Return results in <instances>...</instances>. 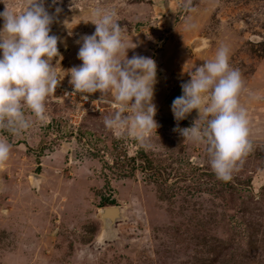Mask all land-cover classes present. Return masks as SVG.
<instances>
[{"label": "rangeland", "instance_id": "obj_1", "mask_svg": "<svg viewBox=\"0 0 264 264\" xmlns=\"http://www.w3.org/2000/svg\"><path fill=\"white\" fill-rule=\"evenodd\" d=\"M24 2L0 0V11ZM49 4V13L61 9L50 26L61 38L51 60L58 84L71 86L65 53L95 30L90 9L114 8L135 45L127 56L156 62L159 127L142 147L104 127L113 109L72 118L57 85L43 120L19 135L0 130L11 144L0 162V264H264V0ZM221 45L241 76L252 144L228 181L216 177L204 145L173 130L200 122L197 111L177 122L170 110L188 73Z\"/></svg>", "mask_w": 264, "mask_h": 264}, {"label": "clouds", "instance_id": "obj_2", "mask_svg": "<svg viewBox=\"0 0 264 264\" xmlns=\"http://www.w3.org/2000/svg\"><path fill=\"white\" fill-rule=\"evenodd\" d=\"M46 0H25L20 11H0V130L19 135L31 127L33 118L44 119L46 100L53 95L58 73L51 64L58 56L60 37L50 34L51 25L61 11L52 13ZM59 0H50L51 5ZM191 0H185V7ZM95 30L83 35L77 58L81 61L67 71L74 93L83 100L99 92L112 111L103 119L107 130H115L147 147L159 127L153 103L157 65L150 56H127L128 46L114 8L92 7ZM229 49L221 45L211 59L196 65L190 79L180 85L181 95L170 110L175 121L196 110L198 118L190 127L174 128L183 139L204 145L209 164L218 179L228 181L241 158L252 148L246 110L239 105L242 88L238 70L229 66ZM66 75V74H65ZM11 144L0 136V162L9 157Z\"/></svg>", "mask_w": 264, "mask_h": 264}, {"label": "built area", "instance_id": "obj_3", "mask_svg": "<svg viewBox=\"0 0 264 264\" xmlns=\"http://www.w3.org/2000/svg\"><path fill=\"white\" fill-rule=\"evenodd\" d=\"M57 87L60 89L61 98L66 100L71 107L74 108L75 114H71L72 118L80 116L81 114L98 112L103 109H112L111 104L106 102L109 98L99 100L100 95L98 92L85 94L88 95V99L83 100L80 93L73 92L72 86L68 84H58Z\"/></svg>", "mask_w": 264, "mask_h": 264}, {"label": "crops", "instance_id": "obj_4", "mask_svg": "<svg viewBox=\"0 0 264 264\" xmlns=\"http://www.w3.org/2000/svg\"><path fill=\"white\" fill-rule=\"evenodd\" d=\"M78 46H79V44H78ZM77 51H78V49H77L76 46H74V47L71 46L70 50L67 51V52L65 53L66 63L68 62V64H69L70 67H73V65H72V63H71V60H72V59H71L70 57H71L72 55H74V54L77 55ZM134 53H137V52H135V51H134V52L130 51L129 56L133 55Z\"/></svg>", "mask_w": 264, "mask_h": 264}, {"label": "bare ground", "instance_id": "obj_5", "mask_svg": "<svg viewBox=\"0 0 264 264\" xmlns=\"http://www.w3.org/2000/svg\"><path fill=\"white\" fill-rule=\"evenodd\" d=\"M112 211L105 213V215H111Z\"/></svg>", "mask_w": 264, "mask_h": 264}, {"label": "water", "instance_id": "obj_6", "mask_svg": "<svg viewBox=\"0 0 264 264\" xmlns=\"http://www.w3.org/2000/svg\"><path fill=\"white\" fill-rule=\"evenodd\" d=\"M112 211V214H115L116 213V211L115 210H111ZM112 214L110 215V216H112Z\"/></svg>", "mask_w": 264, "mask_h": 264}]
</instances>
